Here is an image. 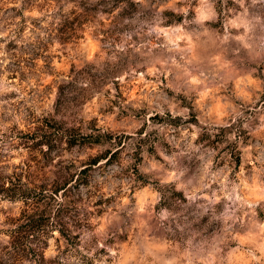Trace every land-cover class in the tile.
<instances>
[{
    "label": "rangeland",
    "instance_id": "374dc122",
    "mask_svg": "<svg viewBox=\"0 0 264 264\" xmlns=\"http://www.w3.org/2000/svg\"><path fill=\"white\" fill-rule=\"evenodd\" d=\"M64 179L80 252L12 261L14 188ZM56 254L264 264V0H0V264Z\"/></svg>",
    "mask_w": 264,
    "mask_h": 264
},
{
    "label": "trees",
    "instance_id": "16d2710c",
    "mask_svg": "<svg viewBox=\"0 0 264 264\" xmlns=\"http://www.w3.org/2000/svg\"><path fill=\"white\" fill-rule=\"evenodd\" d=\"M166 116L168 121H170L169 124H171L173 116L169 113H167ZM48 127V124H44L41 127V136L44 138V141H42L41 144H47V139L51 137L52 132ZM141 133L142 130L139 129L137 134L140 135ZM76 143L77 142L74 140L70 145ZM235 164L236 166H239L240 164L238 153ZM68 180L69 179L61 180L59 182V187L53 188L52 190H47V188H42L41 186L28 187L23 185L14 188L16 189L17 194L23 198L26 208L18 218V222L15 224L14 228L10 230L8 253L12 261H20L22 258L32 261H36L38 258L43 259V249L46 245V240H43V246L36 244V247H32V244L37 243L36 240L38 239H46V229L53 223L56 224V241H59L60 239L63 240L66 253L72 252V254L75 255L80 252V236L84 233L83 228L86 229L91 226L88 222L89 216L87 215V212L82 214L79 212L80 210L76 201L71 200V198L66 199V197H70L66 194V191L69 188V186L68 188H66V186L71 182V180ZM82 184H84V182H82ZM9 187H13V183H10ZM177 193L178 195H181L180 192ZM55 197L56 199H54ZM28 199L34 200L35 204L33 206L34 208H32L33 210L27 207L29 202ZM53 200H55L56 203H52L51 201ZM76 223H79L78 225L81 226H76ZM80 260L82 263L87 264L82 258H80ZM50 261L55 262L56 264H64V260L59 257V254H56V256Z\"/></svg>",
    "mask_w": 264,
    "mask_h": 264
}]
</instances>
